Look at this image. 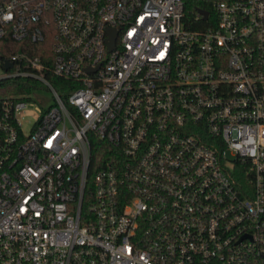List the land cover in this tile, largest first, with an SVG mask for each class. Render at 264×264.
I'll list each match as a JSON object with an SVG mask.
<instances>
[{"label": "built area", "instance_id": "1", "mask_svg": "<svg viewBox=\"0 0 264 264\" xmlns=\"http://www.w3.org/2000/svg\"><path fill=\"white\" fill-rule=\"evenodd\" d=\"M1 39L0 264H264V0H0Z\"/></svg>", "mask_w": 264, "mask_h": 264}, {"label": "rangeland", "instance_id": "2", "mask_svg": "<svg viewBox=\"0 0 264 264\" xmlns=\"http://www.w3.org/2000/svg\"><path fill=\"white\" fill-rule=\"evenodd\" d=\"M6 73L5 68L0 61V77ZM34 100L31 102L24 112L23 128L26 132H29L32 128L33 122L37 119L43 107H48L54 102L52 92L50 90L41 89L34 93Z\"/></svg>", "mask_w": 264, "mask_h": 264}, {"label": "trees", "instance_id": "3", "mask_svg": "<svg viewBox=\"0 0 264 264\" xmlns=\"http://www.w3.org/2000/svg\"><path fill=\"white\" fill-rule=\"evenodd\" d=\"M6 54H9L7 42L1 39L0 40V59L3 58ZM53 79L57 82V84L59 83V85H60V83L67 81L64 78H61L58 76H56ZM22 82H23L22 79H17V80L6 79L3 82H0V92L25 91V90H27V88L21 86V85H23ZM105 147L107 148V146H105ZM100 152L103 153V150Z\"/></svg>", "mask_w": 264, "mask_h": 264}, {"label": "water", "instance_id": "4", "mask_svg": "<svg viewBox=\"0 0 264 264\" xmlns=\"http://www.w3.org/2000/svg\"><path fill=\"white\" fill-rule=\"evenodd\" d=\"M202 12L204 13V17L207 18L208 12L205 10H202ZM114 39H115V33H112L111 36V40H110V45L113 46L114 45ZM12 65V63L9 60L5 61V67L8 68Z\"/></svg>", "mask_w": 264, "mask_h": 264}]
</instances>
